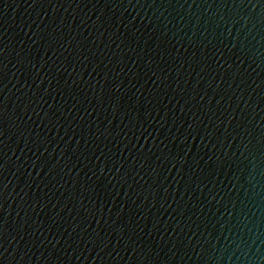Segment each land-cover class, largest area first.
Instances as JSON below:
<instances>
[{
  "label": "water",
  "instance_id": "95a60500",
  "mask_svg": "<svg viewBox=\"0 0 264 264\" xmlns=\"http://www.w3.org/2000/svg\"><path fill=\"white\" fill-rule=\"evenodd\" d=\"M0 264H264V0H0Z\"/></svg>",
  "mask_w": 264,
  "mask_h": 264
},
{
  "label": "snow or ice",
  "instance_id": "6c2138e0",
  "mask_svg": "<svg viewBox=\"0 0 264 264\" xmlns=\"http://www.w3.org/2000/svg\"><path fill=\"white\" fill-rule=\"evenodd\" d=\"M0 75H2V72H0Z\"/></svg>",
  "mask_w": 264,
  "mask_h": 264
}]
</instances>
